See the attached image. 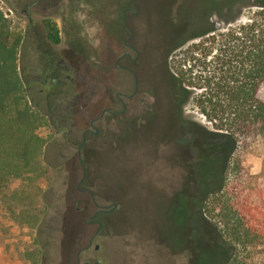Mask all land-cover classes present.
I'll use <instances>...</instances> for the list:
<instances>
[{
  "label": "rangeland",
  "instance_id": "374dc122",
  "mask_svg": "<svg viewBox=\"0 0 264 264\" xmlns=\"http://www.w3.org/2000/svg\"><path fill=\"white\" fill-rule=\"evenodd\" d=\"M194 2L62 0L53 23L63 32L58 49L68 59L70 79L62 92H52V102L30 80L38 73L35 47L28 42L19 51L25 107L37 119L30 128L38 125L33 133L46 142L36 155L0 152V264H77V252L93 236L82 260L216 264L215 235L200 216L197 156L206 143L216 159L229 146L203 141L204 127L214 130L191 101L180 106L166 65L168 51L188 31ZM0 10L10 38L21 40L26 21L20 0H0ZM254 10L231 8L222 15L229 19L240 11L243 21ZM211 20L223 25L215 16ZM128 37L133 57L138 53L134 64L122 63L138 81L134 112L104 115L94 124L99 134L87 135L78 158L88 120L106 107L118 109L115 94L133 90L134 79L114 67ZM26 68L29 76L21 74ZM92 197L108 211L94 215L100 208Z\"/></svg>",
  "mask_w": 264,
  "mask_h": 264
},
{
  "label": "trees",
  "instance_id": "16d2710c",
  "mask_svg": "<svg viewBox=\"0 0 264 264\" xmlns=\"http://www.w3.org/2000/svg\"><path fill=\"white\" fill-rule=\"evenodd\" d=\"M193 4L166 65L180 106L191 101L214 130L204 127L203 141L229 146L220 159L209 143L197 156L200 216L215 235L216 264H264V0ZM245 7L255 10L243 21L240 11L222 15ZM9 29L0 10V152L36 155L46 141L34 135L38 125L30 128L37 119L23 99L20 38L11 39Z\"/></svg>",
  "mask_w": 264,
  "mask_h": 264
},
{
  "label": "flooded vegetation",
  "instance_id": "af4514ba",
  "mask_svg": "<svg viewBox=\"0 0 264 264\" xmlns=\"http://www.w3.org/2000/svg\"><path fill=\"white\" fill-rule=\"evenodd\" d=\"M62 4V0H20V6L22 8V13L25 17V28L23 37L20 40L19 51L26 49L27 43L31 42L35 47L38 61V65H36L33 69L37 71L36 74H31V79L34 81H38L42 87V89L38 90L39 93H42L44 90L45 95L43 96L45 102H52V98L54 94L52 92H62L64 86L66 85V81L70 79L69 71L70 66L68 63V59L66 55L62 54L63 52L59 51V44L61 39L62 31L59 30L55 21L60 5ZM38 15L39 19H35L32 14ZM128 39V40H127ZM124 42V50H120L114 67L117 68L120 72H124L126 76L131 77L133 83V90L126 91L122 90L115 94V99L118 109L110 110L109 108H104L100 115L93 116L88 120V128L84 129L81 134V141L78 146V158H80V152L82 146L85 145L86 140L89 138L87 135L93 134L94 136L99 134V129H96L94 124L99 122L104 115H110L111 117H116L119 115H125L128 109H133L130 107V104L136 103L138 101L137 95V79L130 69L128 65H124L122 63H130L134 64L137 60L138 53L133 57L134 49L129 44L130 37H128ZM120 63V64H118ZM29 69H22L21 74L30 75L28 72ZM128 77H125L128 79ZM126 79L122 78L123 85L127 87L128 83ZM130 80V79H129ZM49 86L48 89L46 87ZM52 94V95H51ZM109 121H106L105 124L108 125ZM135 123V122H134ZM136 125V123H135ZM93 199V197H92ZM93 203L98 206V209L95 214L104 212L106 213L108 210H105L107 206L97 205V202L93 199ZM115 207V204H112V208ZM94 236L90 238L87 247L80 249L76 254V263L77 264H99V262L94 261L92 258L88 257L85 260H82L81 253L86 250L91 244ZM94 249H98V246H95ZM82 262V263H81Z\"/></svg>",
  "mask_w": 264,
  "mask_h": 264
},
{
  "label": "bare ground",
  "instance_id": "6f19581e",
  "mask_svg": "<svg viewBox=\"0 0 264 264\" xmlns=\"http://www.w3.org/2000/svg\"><path fill=\"white\" fill-rule=\"evenodd\" d=\"M164 138H165V137H164ZM153 139H155V138H153ZM159 139H160V138H159ZM150 141H151V140H150ZM153 141H154V140H153ZM159 142H160V141H159ZM151 143H152V141H151ZM151 143H150V144H151ZM158 144H159V143H158ZM151 146H152V145H151ZM154 148H156V147L154 146ZM160 148H161V147H160ZM150 150H151V148H150ZM152 150H153V148H152ZM156 152H157V151H156ZM156 152H155V153H156ZM153 153H154V152H153ZM158 154H159V153H158ZM160 154H161V153H160ZM154 155H155V154H154ZM156 155H157V154H156ZM150 156H151V154H149V157H150ZM155 157H156V156H155ZM160 157H161V155H160ZM150 158H151V157H150ZM156 158H158V157H156ZM156 158H155V159H156ZM153 159H154V158H153ZM158 159H159V158H158ZM151 160H152V159H151ZM155 162H156V161H155ZM150 164H151V163H150ZM152 164H153V163H152ZM154 164H155V163H154ZM156 164H157V163H156ZM152 167H153V165H152L150 168H152ZM152 169H153V168H152ZM150 171H151V169H150ZM153 175H155V173H154ZM140 177H141V176H140ZM153 178H154V177H152L151 181L153 180ZM149 179H150V178H149ZM156 180H157V179H156ZM156 180H155V181H156ZM149 184H150V183H149ZM153 185H154V183H153ZM148 186H149V185H148ZM150 186H151V184H150ZM150 186H149V187H150ZM153 188H154V187H152L151 189H153ZM152 221H153V220H152ZM151 225L153 226V227H152V228H153L152 230L155 231L156 236H157V234H159V233L156 232V231H158V230L156 229V226L153 225V224H151ZM167 227H168V226H167ZM164 228H165V227H164ZM159 232H160V231H159ZM164 233L166 234V232H164ZM164 233H162V234H164ZM167 233L169 234V232H167ZM151 234H152V233H151ZM165 234H164V235H165ZM160 235H161V234H160ZM151 236H152V235H151ZM165 236H166V235H165ZM158 238H160V236H159ZM164 238H165V237H164ZM151 239H152V238H151ZM156 239H157V238H156ZM162 239H163V237H162ZM157 240H158V239H157ZM159 240H160V239H159ZM151 241H152V240H151ZM162 241H163V240H162ZM164 241H165V240H164ZM154 242H155V241H154ZM165 242H166V241H165ZM165 242H164V243H165ZM152 245H154V243H153ZM167 246H168V244H167ZM155 247H156V246H155ZM159 248H160V247H159ZM156 249H157V248H156Z\"/></svg>",
  "mask_w": 264,
  "mask_h": 264
},
{
  "label": "clouds",
  "instance_id": "9594fccd",
  "mask_svg": "<svg viewBox=\"0 0 264 264\" xmlns=\"http://www.w3.org/2000/svg\"><path fill=\"white\" fill-rule=\"evenodd\" d=\"M81 19H83V17H81ZM97 29L93 28V29H90L89 31L92 32L93 34L96 32Z\"/></svg>",
  "mask_w": 264,
  "mask_h": 264
}]
</instances>
